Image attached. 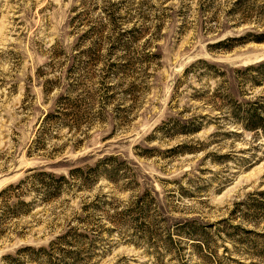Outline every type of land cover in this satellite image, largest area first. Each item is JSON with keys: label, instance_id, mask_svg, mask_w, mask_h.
Masks as SVG:
<instances>
[{"label": "rangeland", "instance_id": "rangeland-1", "mask_svg": "<svg viewBox=\"0 0 264 264\" xmlns=\"http://www.w3.org/2000/svg\"><path fill=\"white\" fill-rule=\"evenodd\" d=\"M259 37L264 0H0V264H264Z\"/></svg>", "mask_w": 264, "mask_h": 264}, {"label": "trees", "instance_id": "trees-1", "mask_svg": "<svg viewBox=\"0 0 264 264\" xmlns=\"http://www.w3.org/2000/svg\"><path fill=\"white\" fill-rule=\"evenodd\" d=\"M262 39H264V37H259V40H262ZM257 67H259V70L257 72L258 76L256 78H260L261 76H264V62L258 65ZM233 116H236L239 120H241L245 128H247L248 130L264 133V105L258 104V106H252V107L245 108L244 112L240 108H236V111L233 112ZM48 117H49V114L47 115V117H45L44 120L47 121ZM11 187L14 188L15 185H11ZM56 240L59 241L57 242V244L60 245L58 249L57 247L54 246L56 245L55 244L56 242L52 241L49 244V246H41L38 248L33 247V246H26L20 249L19 251L20 253L22 251H25L26 249H29L30 251H32V253L30 252V255L33 257L35 261L38 262V264H61V262L68 263L66 260L70 258H73L74 260L76 259L80 260L81 250L79 248H76L75 250L74 249L68 250L65 247L66 234L58 236ZM55 249L59 251L58 256L56 257L57 260H55L54 258ZM9 259H11V261L13 260L12 258H10V256H9ZM18 264H23V262L22 263L19 262Z\"/></svg>", "mask_w": 264, "mask_h": 264}]
</instances>
